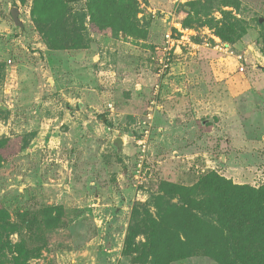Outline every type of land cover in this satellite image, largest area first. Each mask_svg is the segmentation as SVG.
Here are the masks:
<instances>
[{"label":"rangeland","instance_id":"1","mask_svg":"<svg viewBox=\"0 0 264 264\" xmlns=\"http://www.w3.org/2000/svg\"><path fill=\"white\" fill-rule=\"evenodd\" d=\"M214 1L137 0L139 34L130 37L91 25L87 0L68 3L61 35L77 32L84 47L55 50L31 15L33 0H0V208L18 229L12 244L44 245L30 259L5 252L0 264H146L123 253L124 241L135 209L155 211L161 182L189 187L213 171L264 185V0ZM190 2L198 16L184 23ZM222 11L246 30L226 42L241 65L186 46L159 81L156 48L176 32L171 25L189 30L193 44L221 40ZM47 207L59 208L60 226L32 236L23 218Z\"/></svg>","mask_w":264,"mask_h":264},{"label":"trees","instance_id":"2","mask_svg":"<svg viewBox=\"0 0 264 264\" xmlns=\"http://www.w3.org/2000/svg\"><path fill=\"white\" fill-rule=\"evenodd\" d=\"M79 1L33 0L31 15L37 25H43L50 49L84 47L77 32L70 39L60 32L66 27L68 3ZM215 1L223 7L234 8L236 4L235 0ZM87 8L89 22L98 31L111 30L127 37L139 34L134 22L137 0H87ZM182 11L186 15L184 23L198 16L193 2L183 5ZM221 16L224 22L217 29L220 39L225 43L241 39L246 32L242 22L230 12L222 11ZM182 25L185 26L183 22ZM261 52L264 56V48ZM151 207L154 212L144 205L141 213L135 209L136 224H131L126 234L125 255L137 251L146 264H172L198 256L217 264H264V185L234 184L210 171L189 187L161 182ZM58 209L43 208L33 218H23V229L32 232V236H43L48 228L59 227L60 216L54 214ZM8 219L6 210L0 208V258L5 252L15 261L37 256L44 245L31 248L22 237L15 244L8 240L10 234L18 231ZM135 235L142 236L143 241L136 244Z\"/></svg>","mask_w":264,"mask_h":264},{"label":"built area","instance_id":"3","mask_svg":"<svg viewBox=\"0 0 264 264\" xmlns=\"http://www.w3.org/2000/svg\"><path fill=\"white\" fill-rule=\"evenodd\" d=\"M171 26L177 33L171 32L170 30L166 32L163 40L164 45L160 48H156L157 53L160 55L156 59V76L159 81H163L171 75L172 59L174 56L180 55L182 53V48L186 46L190 47L191 50L194 51V55L198 53L200 48H210L217 55H219L220 60L233 57L237 63L241 65L242 56L236 53L231 45L224 43L213 36H211L212 42L210 43L208 39H205L201 45L193 44L187 39L186 33L189 30L184 29L178 22H174ZM239 70L242 71L243 67L240 66ZM159 81L155 85V94H157L159 90Z\"/></svg>","mask_w":264,"mask_h":264},{"label":"crops","instance_id":"4","mask_svg":"<svg viewBox=\"0 0 264 264\" xmlns=\"http://www.w3.org/2000/svg\"><path fill=\"white\" fill-rule=\"evenodd\" d=\"M176 70V68L174 69V71ZM173 75L176 74V73H172ZM177 74L181 75L184 74V70L183 71H180V72H177ZM220 101V100H219Z\"/></svg>","mask_w":264,"mask_h":264}]
</instances>
